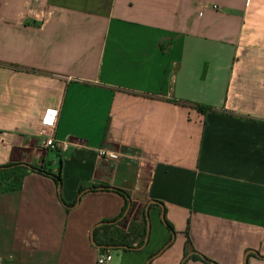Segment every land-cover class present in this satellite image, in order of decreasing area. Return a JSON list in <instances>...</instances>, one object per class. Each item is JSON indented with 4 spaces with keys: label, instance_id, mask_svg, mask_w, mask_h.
I'll return each mask as SVG.
<instances>
[{
    "label": "crops",
    "instance_id": "0c3cea01",
    "mask_svg": "<svg viewBox=\"0 0 264 264\" xmlns=\"http://www.w3.org/2000/svg\"><path fill=\"white\" fill-rule=\"evenodd\" d=\"M12 163L44 172L0 192V264H98L120 218L148 243L108 264H264V0H0Z\"/></svg>",
    "mask_w": 264,
    "mask_h": 264
},
{
    "label": "trees",
    "instance_id": "16d2710c",
    "mask_svg": "<svg viewBox=\"0 0 264 264\" xmlns=\"http://www.w3.org/2000/svg\"><path fill=\"white\" fill-rule=\"evenodd\" d=\"M201 110L203 112L207 111L204 108H202ZM27 170L44 172L42 167L32 166V168H28L22 165L21 163H14V164L12 163V164H7L5 166H0V192L15 191V190L20 189L22 186L23 178ZM54 177L58 181H61L60 173L58 175H54ZM3 181L10 182L9 186L3 187ZM81 191H83V188L81 189ZM119 192L122 193V191L120 190ZM126 209H125V212H126ZM165 223L168 226V228H170V230L173 231V227L167 221H165ZM112 226L113 225L105 224L95 229V240L98 245L127 246L130 248H134L133 246L134 243H137V247H140L145 243V240L147 237L148 222H146L145 227L140 234H137L134 232H128L126 234H122L121 232L113 233L111 232ZM108 250L109 249L104 248L101 250V252L108 251ZM187 253L188 252H186V254ZM193 258L207 260L203 256H199V255H194Z\"/></svg>",
    "mask_w": 264,
    "mask_h": 264
},
{
    "label": "built area",
    "instance_id": "2783aa9c",
    "mask_svg": "<svg viewBox=\"0 0 264 264\" xmlns=\"http://www.w3.org/2000/svg\"><path fill=\"white\" fill-rule=\"evenodd\" d=\"M58 119V112L48 110L45 112L42 120V133L45 135L46 139L44 141V146L51 150H66L68 147L67 142H61L55 139L54 129ZM104 158H109L111 160H118L120 158L119 153L111 152L109 150H101L100 153ZM113 259V254L111 250L101 252L98 258V264H108Z\"/></svg>",
    "mask_w": 264,
    "mask_h": 264
},
{
    "label": "water",
    "instance_id": "95a60500",
    "mask_svg": "<svg viewBox=\"0 0 264 264\" xmlns=\"http://www.w3.org/2000/svg\"><path fill=\"white\" fill-rule=\"evenodd\" d=\"M22 165H24V166H26L28 168H32V166L29 165V164L22 163ZM59 183H60V181H59ZM151 203H153V202H151ZM151 203H149L147 205V208H146V214H147V216H148V213H149V209H150ZM128 212H129V208L127 209V211L125 212V214L127 215ZM163 218H164V216H163ZM121 219L122 218H120V219H118L116 221H103V222H100L99 224H97V226L92 230V233H91V240H92L93 244L96 245V246H98L99 248H102V249H104V248L105 249H118V248L142 249L143 247H145L147 245V243H148L149 234H150V223L149 222H148V230H147V237H146L145 243L142 246H140V247L130 248V247H127V246H105V245H98L97 244V242L95 240V229L97 227H100V226L105 225V224H111V225L117 224ZM148 221H149V219H148Z\"/></svg>",
    "mask_w": 264,
    "mask_h": 264
},
{
    "label": "rangeland",
    "instance_id": "374dc122",
    "mask_svg": "<svg viewBox=\"0 0 264 264\" xmlns=\"http://www.w3.org/2000/svg\"><path fill=\"white\" fill-rule=\"evenodd\" d=\"M9 184H10V182H8V181H3V187H7V186H9Z\"/></svg>",
    "mask_w": 264,
    "mask_h": 264
}]
</instances>
